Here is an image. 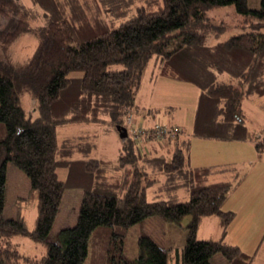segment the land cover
<instances>
[{"label": "trees", "instance_id": "1", "mask_svg": "<svg viewBox=\"0 0 264 264\" xmlns=\"http://www.w3.org/2000/svg\"><path fill=\"white\" fill-rule=\"evenodd\" d=\"M32 2L44 12L45 24L39 31L30 28L33 16L19 0H0L5 23L0 49L7 52L25 33L37 37L36 47L21 66H0V264H82L90 243L99 248L92 264H170L171 251L148 236L138 238L136 258L124 252L129 228L151 217L167 223L189 218L177 264H213L217 255L225 264H250L254 255L223 238L234 214L221 206L239 179L209 182L216 168H191L186 140L168 138L170 155L155 156L142 152L127 135L109 174L113 164L89 158L93 144L84 148L86 137L78 139L83 149L63 141L68 145L64 151L57 129L69 124H108L116 132L125 128V117L135 110L144 70L155 58L160 76L201 89L194 137L246 139L242 103L264 95V0L257 10L250 9L247 0H147L132 15L115 14L110 8L102 14L98 4L95 9L86 2ZM228 5L252 19L250 29L219 40L224 32L220 27L215 43L207 45V11ZM186 52L197 57L192 61L195 70L183 71ZM213 73L225 74L228 80L219 81ZM25 96L35 105L31 112L22 105ZM256 141L260 151L263 146ZM73 151L85 157L71 160ZM9 163L29 179L26 199L18 198L16 203L36 204L32 229L20 210L14 219L4 216ZM60 167L68 169L66 181L57 178ZM154 186L158 194L149 200L147 192ZM70 188L82 190L75 225L60 230L51 242L53 222ZM182 189L187 199L178 201ZM208 216L219 220L222 233L217 240L196 237L200 222ZM15 236L41 245L43 253H21L12 242Z\"/></svg>", "mask_w": 264, "mask_h": 264}, {"label": "rangeland", "instance_id": "2", "mask_svg": "<svg viewBox=\"0 0 264 264\" xmlns=\"http://www.w3.org/2000/svg\"><path fill=\"white\" fill-rule=\"evenodd\" d=\"M29 1L30 0H23L22 2L24 4H27L28 6H31L29 4ZM69 1L70 2L78 1L79 5L81 4V2L82 4L83 2H86V4L90 6V8H95V9H97V4H98L99 6L98 8L102 12V14H107L105 13L107 12L105 10H108L110 8L112 10L113 9L116 10L115 14L132 15L134 14L135 9L141 6L147 0H86V1L69 0ZM93 1L95 5L92 3ZM247 4L248 7L252 10H257L260 8V0H247ZM22 6L23 9L28 10L24 5ZM29 11L31 12L30 15L33 16L29 18V23L31 24L30 28L34 31L35 30L39 31L41 28L44 27L45 24V18H43L44 16L43 10L42 9L34 10V6H31ZM109 13L114 14L113 12L110 11ZM40 14H42L41 18H40ZM106 16L108 17V15ZM206 16H207L206 22L207 24L210 25L208 34L206 36L207 45L215 43V41L213 40L214 34L220 31L219 30L220 27H224L223 30L224 32L220 35L219 40H224L233 34L241 33L243 31H248L250 29V24L253 23L251 18H246L244 16L239 15L235 11L233 5L211 8L207 11ZM109 19L110 18L106 20ZM212 26L216 27L217 29H213ZM3 27H5V23H3V20L0 16V31L4 29ZM36 45H37V37L34 36V34L25 33L23 35H20L12 42V44L9 46V49H7L8 50L7 52H3L0 49V66L10 65L15 68L21 66L26 61V59L32 54ZM183 58H185L182 61L184 68L183 71L187 72L191 68L195 70V67L192 65V61L195 60L197 57L194 56L192 53L186 52L184 53ZM154 59H152L147 64V67L144 70V74L142 77L143 81H145V79L147 80L148 77H153L156 71L158 70V64L155 65ZM146 85L147 84L144 83V86ZM180 86H181L180 84L172 85L169 92L174 91L176 93H179L176 90V88ZM187 100H190V98H187ZM22 105L29 112H31L32 108L35 106L33 105V101H31L29 96H25L22 99ZM186 105L189 106L190 103L187 102ZM156 120L158 123H162V124L169 123L167 117H165L163 113H160L159 116H156ZM0 126L2 125L0 124ZM133 126H135V124ZM144 127L149 128L148 126H146L145 122L144 123L141 122L139 128L143 129ZM2 130L3 129L0 127V136L2 135ZM257 132H258L257 136L263 137L264 127L260 128ZM78 136H84V137L88 136L86 137L88 139L87 142L85 143L84 148L89 147L90 144L95 145L97 148L99 147L95 151H93L92 149L93 152H90L89 158L111 162L113 165L109 168V174H113V170L116 166L115 162L120 149V138L119 135L116 133V131L113 129H109L107 126L95 125V124H89V125L81 124L80 126L73 125V126H63L58 128V142L64 151L68 147V145L63 144L62 142L67 140V138L78 137ZM180 136L181 134L177 137ZM177 137H173V138H177ZM173 138H169V139H173ZM167 140L168 139L157 140L155 138H152V136L146 140L143 139L140 141L133 139V141L136 142L140 150L147 154L149 152L150 154H152L149 149V146L147 145L149 143L147 142H152L154 145L159 144L163 146L164 144H166ZM67 141H70L69 143L72 145V147L75 146L73 148L83 149V147H80L81 140L78 141L77 139L76 141H72V140H67ZM144 144H146L148 149H146V146H144ZM70 149L71 147H69V150ZM169 152L163 154L170 155ZM155 156H162V155H155ZM64 157H66L65 153H64ZM65 172H66L65 170H58L57 171L58 178L62 179L65 176ZM28 190H29V179L23 174V172L17 169L13 164L9 163L7 165V174H6L4 216L8 219H14L16 214L17 213L19 214L18 211L20 210V215L25 219L28 228L32 229L36 217V204L27 201H22L21 204L16 203V200L18 198L26 199ZM118 195H121V192H119ZM154 196L155 194L152 193L151 189L148 190L147 192L148 199L153 200ZM184 197H185L184 191H179L176 199L178 201H182V199H186ZM80 201H81V190L69 189L64 192L58 213L55 217V220L53 222L50 231L49 240L51 242L56 240V237L60 230L64 228H70L75 225L76 218L78 216V210L80 207ZM210 217H211L210 219H205L204 221L200 222L196 233L197 239L200 240L209 239V238L214 239L215 237H217L216 233H218L219 228L215 226L212 221L217 218L215 216H210ZM188 219H189L188 217H184L179 223H167L158 217H151L145 219L141 223L131 226L124 239L125 254L130 258H136L139 253L138 245H137L138 238H140L141 236H148L163 249L171 251L169 255L170 264H177V262L180 261L181 249L185 245V241H186V225L188 223ZM262 229H263L262 227L250 228V231L248 233L249 239L243 242V251H245L246 253L252 252L253 250L252 244L256 245V243L259 241L260 238H259V234L257 233L259 232V230L261 231ZM239 237L240 238L247 237V232L242 229L239 231V233H236V241L239 243V245H241L240 242L238 241ZM12 242L18 245L21 253L25 255L40 256L43 253L42 246L33 243L28 238L15 236L13 237ZM92 245L93 244L90 243V245L88 246V254L87 257L85 258V261L82 264L93 263V257L96 254V250H98L99 248L98 247L94 248ZM214 258H216L215 260L218 259L222 260V257L220 255H217Z\"/></svg>", "mask_w": 264, "mask_h": 264}, {"label": "crops", "instance_id": "3", "mask_svg": "<svg viewBox=\"0 0 264 264\" xmlns=\"http://www.w3.org/2000/svg\"><path fill=\"white\" fill-rule=\"evenodd\" d=\"M22 1L23 0H19V3L24 5L28 11L31 6H34V10L41 9V7L33 3L32 0L29 1L31 6L24 4ZM41 17L42 14H40V18ZM158 61V59H154L155 65L159 63ZM213 76L219 81L228 80V76L225 74L213 73ZM144 83L147 85L144 86ZM174 84L181 85L176 88L179 93L174 91L169 92ZM200 94L201 89L195 84L160 76L158 67L153 77H148L145 81L141 80V85L136 94L135 110L132 111L131 114H133L135 124L141 125V122H145L146 126L153 127L158 124L156 116L163 113V115L167 117L169 123L159 124L178 128L182 132L180 140H186L188 142L187 154L189 166L191 168H216L209 176V182H219L234 178L239 179V182L232 189L221 206L223 211H230L234 214L233 220L229 224L223 238L227 244L237 246L242 252L246 253L243 251V242L249 239L248 233L250 228L262 227L263 229L261 231L259 230L260 233H257L259 234V241L256 245L252 244V252L246 254L254 255L251 264H264V149L261 148L260 151L256 149V139L258 138L257 131L264 127V95L248 97L244 99L242 103L245 121L244 125L248 133L247 138L244 140L222 141L213 138L193 136L194 121ZM187 98H190V100H187ZM30 99L32 101L31 97ZM187 102L190 103L189 106L186 105ZM73 125L80 126L81 124H69L64 126ZM100 125L113 129L108 124ZM83 137L84 136L70 137L67 138V140H75ZM147 143H149L147 145L154 155H164L163 153H168L172 149V146L168 145L167 142L163 146L159 144L154 145L152 142ZM144 146H146V144H144ZM98 148L93 145L92 149L95 151ZM121 149L122 142L120 139L119 153ZM146 149H148L147 146ZM93 151L91 150V152ZM88 156H90V154ZM83 157L85 156L79 151H73L70 159L81 160ZM58 170L66 171L62 179H59L57 175L60 181H66L68 178V169L60 167L56 170V174ZM71 189L72 188H70V190ZM150 189L153 194H158V186L151 187L149 190ZM181 191H184V198L187 199L185 190L182 189ZM186 199H182V201ZM210 218V216L205 217L202 221ZM217 219L212 221L214 225L219 228V231L216 233L217 237L214 239L209 238L212 240L219 239L222 233L219 220ZM242 229L247 232V237H239L238 241L241 244L239 245L236 241V233H239ZM215 259L216 258L213 259V264H225L223 258L222 260Z\"/></svg>", "mask_w": 264, "mask_h": 264}, {"label": "built area", "instance_id": "4", "mask_svg": "<svg viewBox=\"0 0 264 264\" xmlns=\"http://www.w3.org/2000/svg\"><path fill=\"white\" fill-rule=\"evenodd\" d=\"M133 120V115L128 114L125 117V127L127 131L130 134V137L132 140H143V139H148L149 137L152 136V138H155L157 140H164L168 138H173L176 136H179L181 134L180 130L178 128H173V127H167L162 124H156L153 127L146 128L144 127L143 129L139 128V125L135 124ZM258 141L262 144L263 149H264V136L259 137L258 136Z\"/></svg>", "mask_w": 264, "mask_h": 264}, {"label": "water", "instance_id": "5", "mask_svg": "<svg viewBox=\"0 0 264 264\" xmlns=\"http://www.w3.org/2000/svg\"><path fill=\"white\" fill-rule=\"evenodd\" d=\"M117 132L119 133V138L122 140V138L127 136V130L126 128H117Z\"/></svg>", "mask_w": 264, "mask_h": 264}, {"label": "clouds", "instance_id": "6", "mask_svg": "<svg viewBox=\"0 0 264 264\" xmlns=\"http://www.w3.org/2000/svg\"><path fill=\"white\" fill-rule=\"evenodd\" d=\"M126 128V127H125ZM127 130V129H126ZM127 133H128V131H127ZM129 134V133H128Z\"/></svg>", "mask_w": 264, "mask_h": 264}]
</instances>
